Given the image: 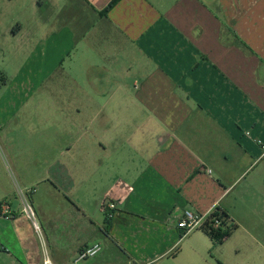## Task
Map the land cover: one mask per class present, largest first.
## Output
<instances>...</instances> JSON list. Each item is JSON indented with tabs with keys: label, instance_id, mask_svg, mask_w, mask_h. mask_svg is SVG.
<instances>
[{
	"label": "crops",
	"instance_id": "obj_1",
	"mask_svg": "<svg viewBox=\"0 0 264 264\" xmlns=\"http://www.w3.org/2000/svg\"><path fill=\"white\" fill-rule=\"evenodd\" d=\"M112 1L0 0V136L30 154L2 172L0 260L177 264L183 211L215 208L236 226L219 244L261 257L264 0ZM22 195L53 234L43 262ZM94 243L119 256L75 261Z\"/></svg>",
	"mask_w": 264,
	"mask_h": 264
},
{
	"label": "rangeland",
	"instance_id": "obj_2",
	"mask_svg": "<svg viewBox=\"0 0 264 264\" xmlns=\"http://www.w3.org/2000/svg\"><path fill=\"white\" fill-rule=\"evenodd\" d=\"M9 45V44H8ZM6 46V51L11 53L15 48L11 46ZM9 64V69L11 67L10 57L7 54L0 52V71L3 65ZM20 62H17L19 64ZM2 74L0 73V77ZM5 84L0 81V96L4 95L5 92ZM32 111L35 112H45L48 109V105H33L30 107ZM5 136H0V180L3 181L4 175L2 174L6 172H10L12 170L11 163L14 159V154L18 157V162L23 165L25 162H28L30 154L25 150L24 142L27 139L26 136L21 135L13 136V133L6 132ZM4 145L12 148L13 153L8 154V149L4 147ZM33 187V186H32ZM19 188H22V185L19 184ZM23 193H25L24 189H21ZM47 204V207H55V205L59 204V202L53 201L52 199L48 200V202H44ZM32 207V206H31ZM33 209V208H32ZM18 215V214H17ZM20 218V217H17ZM35 222L38 225V229H34L33 235V243L35 244V253L38 252L42 256V262L46 257H51L53 253L52 245H53V237L52 233L49 232L47 227L41 225L40 219L35 216ZM99 222H102V215L99 213L98 218H96ZM18 224H23V222H17ZM57 235V234H56ZM226 242V243H225ZM222 243L224 244L222 246ZM221 244L215 243L209 239V237L204 234L201 229H196L182 237L179 240L178 246L182 247L180 253L177 254V259L175 263L177 264H264V255L261 257H257L254 253L249 250L245 244H243V248L237 247L234 248L232 244L229 246V241L225 240ZM66 246V241L62 245ZM110 249L109 247H103L102 251L97 254V257L100 258H112L114 256H119V251L115 249ZM178 250H176V253ZM264 253V251H261ZM114 253V255H113ZM9 262H4L0 260V264H8ZM19 264V263H16ZM24 264H27L24 262ZM48 264V263H47Z\"/></svg>",
	"mask_w": 264,
	"mask_h": 264
},
{
	"label": "built area",
	"instance_id": "obj_3",
	"mask_svg": "<svg viewBox=\"0 0 264 264\" xmlns=\"http://www.w3.org/2000/svg\"><path fill=\"white\" fill-rule=\"evenodd\" d=\"M29 192H32V190H30ZM22 196H23V207L21 213L24 214L27 218L31 219L34 228L38 229V225L34 220L35 215L31 207V204L28 202V200H26V197L24 195ZM2 205L5 206L4 214H6V217H10L9 216L10 214L7 212L8 209L7 205L6 204H2ZM99 210L105 216L106 219H110L115 210L114 201L109 200L108 198H104L100 203ZM211 212L212 210L207 213H196L190 210H184L181 217L177 221V228L182 231V237L186 236L193 230L202 229L206 217L210 215ZM219 224H220L219 221L216 218L215 219L213 218L211 224L212 228L213 229L217 228ZM99 251H100V245L98 243L84 246L78 252L75 261H83L92 258L95 255H97Z\"/></svg>",
	"mask_w": 264,
	"mask_h": 264
},
{
	"label": "trees",
	"instance_id": "obj_4",
	"mask_svg": "<svg viewBox=\"0 0 264 264\" xmlns=\"http://www.w3.org/2000/svg\"><path fill=\"white\" fill-rule=\"evenodd\" d=\"M118 0H113L112 3L107 7L108 10L115 2ZM0 81L4 83V79L2 76L0 77ZM213 218L219 221V226L215 229L212 228V220ZM106 225H108L109 219H104ZM106 225L103 227V232L106 233ZM235 225L230 222L228 216L222 212H220L217 208L213 209L210 215H208L205 219V222L202 227V231L206 234L209 239L213 242L220 243L223 239L227 238L229 234L235 229ZM182 237V233L180 235Z\"/></svg>",
	"mask_w": 264,
	"mask_h": 264
}]
</instances>
